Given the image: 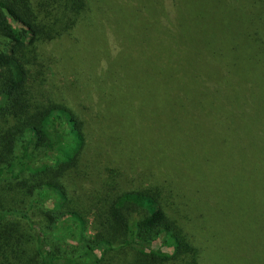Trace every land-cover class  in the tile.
I'll return each instance as SVG.
<instances>
[{"label": "trees", "instance_id": "obj_1", "mask_svg": "<svg viewBox=\"0 0 264 264\" xmlns=\"http://www.w3.org/2000/svg\"><path fill=\"white\" fill-rule=\"evenodd\" d=\"M112 255L264 264V0H0V264Z\"/></svg>", "mask_w": 264, "mask_h": 264}, {"label": "rangeland", "instance_id": "obj_2", "mask_svg": "<svg viewBox=\"0 0 264 264\" xmlns=\"http://www.w3.org/2000/svg\"><path fill=\"white\" fill-rule=\"evenodd\" d=\"M76 75H79V74H77L75 72L74 76H76ZM77 94H78L77 91H71L70 92V95H73V96H76ZM102 152L104 153V151H102ZM108 157H110V155L108 153H104L100 157H98V158L94 159L93 161H91L92 162L91 165H92L93 168H90V170L86 166L83 165L81 170H80L81 173L79 175H81L85 179V177L88 174H90V172H92V171H94L93 176L99 174V171L102 170L104 168V166L106 165V160L109 159ZM91 233H92V231H91ZM67 247L65 248L66 251H68L70 249V248L67 249ZM74 247H76V245ZM76 249H77L78 252H82L84 250V245L77 246ZM127 256H129V255H127ZM127 256L126 255L125 256H122V255H119V256H117V255L107 256L104 264H122V263H124L125 259L126 260L128 259Z\"/></svg>", "mask_w": 264, "mask_h": 264}]
</instances>
